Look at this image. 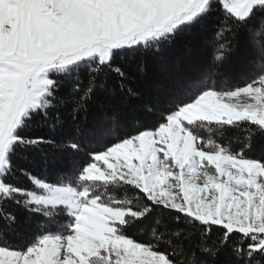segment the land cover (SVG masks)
I'll return each instance as SVG.
<instances>
[{
    "label": "snow or ice",
    "instance_id": "6c2138e0",
    "mask_svg": "<svg viewBox=\"0 0 264 264\" xmlns=\"http://www.w3.org/2000/svg\"><path fill=\"white\" fill-rule=\"evenodd\" d=\"M214 7L219 36L247 28L264 40V0H0V203L15 200L46 221L22 246L0 240V264H223L222 254L227 264H264V158L246 157L243 148L234 151L198 131L247 122L249 148L254 135L264 136V63L243 87L220 90L168 75L158 85L168 104L160 118L150 125L138 119L124 132L107 85L114 75L124 91L127 75L116 64L122 52H159ZM223 50L221 44L216 59ZM61 79L72 83L67 98L57 96ZM127 95L137 93L128 88ZM94 99L100 110L87 132L104 149L86 152L88 159L59 182L29 174L38 191L11 183L18 147L55 143L20 134L33 117L54 128L60 108L72 103L73 124L83 135L79 115ZM155 111L144 106L145 114ZM68 147L81 151L75 141ZM121 184L144 203L108 193ZM156 209L147 241L127 235ZM15 224L0 208V225Z\"/></svg>",
    "mask_w": 264,
    "mask_h": 264
},
{
    "label": "trees",
    "instance_id": "16d2710c",
    "mask_svg": "<svg viewBox=\"0 0 264 264\" xmlns=\"http://www.w3.org/2000/svg\"><path fill=\"white\" fill-rule=\"evenodd\" d=\"M249 24H256V19L249 21ZM219 32H221V14L214 7L213 12L196 26L177 33L170 42L162 44L159 52L154 47L151 50L122 52L116 58V64L121 66L127 75L124 91H120V81L114 75L107 80V85L109 89L115 90L114 98L118 100L121 132L128 130V126L133 125L138 119L150 125L154 119L160 118L161 111L168 107V104L166 97L160 93L158 85L168 75L185 79L189 87L207 84L217 90L242 86L255 77L261 66L250 70V62L253 61L256 51L261 53L264 40L258 33H252L247 28L225 32L222 36L218 35ZM221 44L224 45V50L222 58L218 60L216 57L221 55L218 51ZM170 64H174L173 68H169ZM247 69L250 71L246 72ZM240 74L241 76H238ZM229 77L231 79H228ZM80 79L86 82V69H81ZM128 88L133 89L137 96L127 95ZM71 89V81L61 79L57 96L67 98ZM145 105L155 108L156 111L145 114ZM73 106L72 103H68L60 108L61 123L54 128L42 125L40 117L34 116L29 125L21 130L20 134L25 137L43 136L55 143L27 148L18 147L12 158L13 174L9 177L11 183L25 190L38 191L30 182L29 174L46 182L56 183L62 178H67L74 169L79 168L88 159L86 152L104 149V144L87 132L92 118L100 110V105L94 99L88 105L87 112L80 113L78 124L84 130L83 135L73 124ZM247 128L248 123L242 122L236 126L213 125L211 131L207 128L198 131L201 136L211 137L217 143L230 146L234 151L243 148L246 157L264 158V136L254 135L249 148L245 139ZM112 139L115 142L116 137L113 136ZM71 141L80 143L81 151L75 152L68 147ZM108 193L118 199L133 200L134 206L144 203L142 199H135L138 193L130 186L121 184L110 187ZM0 208L16 217V224L12 228H3L0 225V240L13 247L22 246L32 240L46 225L42 214L30 212L15 200L9 199L0 203ZM159 213L160 209H156L152 216L128 228L127 235L137 241H147L154 222L153 218ZM215 236L214 229L213 239ZM220 259L223 264H227L229 257L222 254Z\"/></svg>",
    "mask_w": 264,
    "mask_h": 264
},
{
    "label": "rangeland",
    "instance_id": "374dc122",
    "mask_svg": "<svg viewBox=\"0 0 264 264\" xmlns=\"http://www.w3.org/2000/svg\"><path fill=\"white\" fill-rule=\"evenodd\" d=\"M262 63H264V57H262V54L260 53V52H258V51H256L255 52V54H254V58H253V61L252 62H250V65H251V67H250V70L251 69H254L255 67H257V66H261V64ZM173 66H174V64H170V66H169V68H173ZM249 69V68H248ZM246 70V72L247 71H250V70ZM238 76H241V74L240 75H238ZM234 78V77H233ZM228 79H231V77H229ZM180 80H182L184 83H185V85H187L188 84V82H187V84H186V81H185V79H180ZM245 84H243L242 86H239V87H243ZM247 98H241V102H244L245 100H246ZM166 102V101H165ZM205 151H211V150H213L211 147H208V148H205L204 149Z\"/></svg>",
    "mask_w": 264,
    "mask_h": 264
}]
</instances>
